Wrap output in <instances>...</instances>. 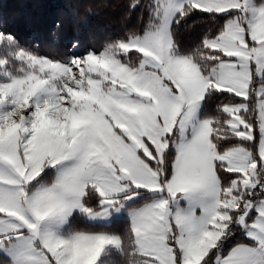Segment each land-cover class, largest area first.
<instances>
[{
	"label": "snow or ice",
	"instance_id": "6c2138e0",
	"mask_svg": "<svg viewBox=\"0 0 264 264\" xmlns=\"http://www.w3.org/2000/svg\"><path fill=\"white\" fill-rule=\"evenodd\" d=\"M62 30L0 13V264H264V0Z\"/></svg>",
	"mask_w": 264,
	"mask_h": 264
},
{
	"label": "trees",
	"instance_id": "16d2710c",
	"mask_svg": "<svg viewBox=\"0 0 264 264\" xmlns=\"http://www.w3.org/2000/svg\"><path fill=\"white\" fill-rule=\"evenodd\" d=\"M125 0H0V13L12 23L21 42L33 38L47 51L53 24H63L60 46L78 38L82 43L101 45L120 28L121 5ZM91 8V12L88 9ZM80 17L86 19L80 20ZM185 39L188 37L185 36Z\"/></svg>",
	"mask_w": 264,
	"mask_h": 264
}]
</instances>
